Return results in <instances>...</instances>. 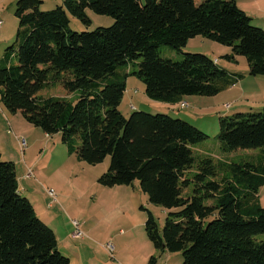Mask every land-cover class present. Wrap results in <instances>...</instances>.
<instances>
[{"label":"trees","instance_id":"obj_1","mask_svg":"<svg viewBox=\"0 0 264 264\" xmlns=\"http://www.w3.org/2000/svg\"><path fill=\"white\" fill-rule=\"evenodd\" d=\"M42 4L16 2V40L0 61L6 110L21 112L49 136L60 134L89 165L110 157L98 180L102 186L138 181L149 201L168 214L162 231L148 214L145 229L156 250L181 252L183 264H264V240L257 239L264 235V208L256 200L264 159L257 165L197 161L195 145L209 140L207 134L169 115L135 111L127 119L119 109L129 75L144 82L151 100L171 105L185 97H213L237 84L243 75L206 55L183 52L199 36L231 47L230 60L244 56L249 75L264 77V29L252 25L236 0H64L50 11H42ZM89 11L115 22L72 31L69 14L90 26ZM162 46L183 60L161 58ZM130 65L138 70L118 72ZM55 83L70 95L80 92L79 98H42L41 91ZM219 123L224 152L264 150V108L222 116ZM225 171L231 175L218 181ZM0 264H71L55 232L20 194L15 164L1 156Z\"/></svg>","mask_w":264,"mask_h":264},{"label":"rangeland","instance_id":"obj_2","mask_svg":"<svg viewBox=\"0 0 264 264\" xmlns=\"http://www.w3.org/2000/svg\"><path fill=\"white\" fill-rule=\"evenodd\" d=\"M41 1L42 11L54 10L64 4V0ZM16 2L17 0H0V61L7 48L16 40L19 27V20L15 15ZM239 2L243 7L250 8V13L259 19L264 18V0L257 6L254 5V0ZM88 14L92 20L90 26L69 14L71 30L93 31L98 27H110L115 22L112 17L99 16L91 11ZM252 25L260 26L256 20ZM183 52L217 59L220 68L248 76L216 96L186 97L184 100L189 103L188 107L179 108L178 111L173 108L174 105L151 100L145 93L144 82L135 75H129L125 80L126 92L119 107L123 116L128 119L133 112L142 111L153 115L165 114L189 122L209 136L206 142L195 145L197 161L212 158L216 162L230 164L262 163L263 149L226 153L221 148L218 136L220 117H230L237 113H259L263 110L264 77L253 78L249 75L246 57L238 56L237 61L230 60L227 56L233 53L231 47L200 36L190 39ZM160 55L161 58L174 62H181L184 58L169 46H162ZM134 70H138L137 65L120 67L118 72L125 75ZM80 94L77 92L70 95L60 84L55 83L41 91L40 96L45 99L65 98L75 102ZM228 104H231L229 108ZM23 142L26 143V148L22 147ZM0 156L2 161L15 164L20 194L33 203L39 218L55 232L58 241L70 249L69 253L63 250V245L60 247L67 257L73 259V264H148L152 256L157 259V264H183L181 252L156 250L150 242L145 229L149 212L153 214L161 231L168 214L162 206L149 201L138 181L130 186L115 187H105L98 182L110 167V157L94 166L81 161L76 151H70L62 142L60 134H45L42 129L29 124L21 112H8L1 101ZM195 170L196 166L193 173ZM228 174L230 171L221 172L218 181ZM49 192H53L54 196ZM256 200L264 208L262 183L258 186ZM73 221L80 224L85 238L90 239L85 245H81L85 238L78 240L74 237ZM117 235L119 236L116 237ZM67 237L69 239H65ZM257 239L264 240V235ZM109 245L113 247V252H110Z\"/></svg>","mask_w":264,"mask_h":264},{"label":"crops","instance_id":"obj_3","mask_svg":"<svg viewBox=\"0 0 264 264\" xmlns=\"http://www.w3.org/2000/svg\"><path fill=\"white\" fill-rule=\"evenodd\" d=\"M255 1V3H254V5H259V4H261L262 3V1L263 0H261V2H259L260 0H254ZM236 2H237V5L243 10V11H245L246 13H247V15L249 16V17H251V19H252V21H255L256 20V23H257V25H260L259 27H261V28H264V18H261V19H259L257 16H255V14H253V13H250L251 11L249 10L250 8H245V7H243L241 4H240V2H239V0H236ZM257 17V18H256ZM232 53H230V54H228V55H231ZM237 57L238 56H236L235 57V59H234V61H237ZM215 61L217 60V59H214ZM218 61V60H217ZM218 64L220 65V62L218 61ZM230 71V70H229ZM231 72V71H230ZM231 73H234V72H231ZM236 74V73H235ZM245 74V73H244ZM247 76L248 75H246L245 74V76H243V78L240 80V82L241 81H243V80H245L246 78H247ZM252 77V76H251ZM262 78H263V76H261ZM253 78H258V77H253ZM247 91V90H246ZM250 94V93H249ZM186 98V97H185ZM184 98V99H185ZM182 100L181 101V103H187L188 105H189V103L188 102H186L185 100ZM242 100V99H241ZM237 101V100H236ZM181 103H179V104H176V105H174L173 106V108H176V109H178V111L180 110L179 108H180V104ZM164 104H166V103H164ZM235 104V103H234ZM166 105H171V104H166ZM228 105H231V104H228ZM133 107V106H132ZM133 108H135V107H133ZM18 181H19V178H18ZM19 189H20V183H19ZM35 207V206H34ZM36 210V209H35ZM37 212V211H36ZM38 214V213H37ZM39 216V215H38ZM96 231H98V229L97 230H95V232ZM90 235V234H89ZM119 235H117L116 237H118ZM115 237V238H116ZM59 239V238H58ZM65 239H69V237H67V238H65ZM77 239V238H76ZM88 239V240H87ZM79 240V239H78ZM87 241H90V239L87 237V238H85V240L84 241H82V244L81 245H85L86 244V242ZM67 242H68V240H67ZM67 242H66V244H67ZM65 243V242H64ZM91 243H94V242H92L91 241ZM61 245H63L62 246V248H63V250L66 252H69L70 251V249L67 247V246H65V244H62V242L60 243L59 241H58V247H59V250H61V252L63 253L64 251H62V249L60 248L61 247ZM80 249L81 248H83V246L82 247H79ZM65 252L63 253L65 256H68L67 254H65ZM70 253V252H69ZM71 257V256H70ZM69 258V257H68ZM70 259V263L71 264H73V259H71V258H69Z\"/></svg>","mask_w":264,"mask_h":264},{"label":"built area","instance_id":"obj_4","mask_svg":"<svg viewBox=\"0 0 264 264\" xmlns=\"http://www.w3.org/2000/svg\"><path fill=\"white\" fill-rule=\"evenodd\" d=\"M217 62V61H216ZM188 107V104L187 103H181L180 104V108L181 109H184V108H187ZM230 105H227V108H229ZM22 147H25L26 148V143L23 142L22 144ZM49 194L51 196H54L53 192H49ZM74 223V227H75V233H74V237L78 238V239H83L85 238V234L83 233V231L81 230V226L80 224L77 222V221H73ZM110 252H113V247L111 245L108 246Z\"/></svg>","mask_w":264,"mask_h":264}]
</instances>
